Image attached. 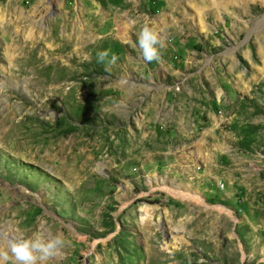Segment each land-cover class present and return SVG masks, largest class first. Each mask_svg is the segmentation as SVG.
I'll use <instances>...</instances> for the list:
<instances>
[{"label":"rangeland","instance_id":"obj_1","mask_svg":"<svg viewBox=\"0 0 264 264\" xmlns=\"http://www.w3.org/2000/svg\"><path fill=\"white\" fill-rule=\"evenodd\" d=\"M61 232L49 264H264V0H0V245Z\"/></svg>","mask_w":264,"mask_h":264},{"label":"clouds","instance_id":"obj_2","mask_svg":"<svg viewBox=\"0 0 264 264\" xmlns=\"http://www.w3.org/2000/svg\"><path fill=\"white\" fill-rule=\"evenodd\" d=\"M138 46L146 63L162 59L164 42L152 25L144 23L141 26ZM96 58L98 63L108 65H115L119 59L108 49L98 51ZM70 243L62 232L54 236L37 233L33 237H10L0 245V264H49L53 258L62 255L63 249Z\"/></svg>","mask_w":264,"mask_h":264},{"label":"bare ground","instance_id":"obj_3","mask_svg":"<svg viewBox=\"0 0 264 264\" xmlns=\"http://www.w3.org/2000/svg\"><path fill=\"white\" fill-rule=\"evenodd\" d=\"M21 71V70H20ZM23 71V70H22ZM18 72V71H17ZM20 73V72H19ZM22 75V74H21ZM20 77V76H19Z\"/></svg>","mask_w":264,"mask_h":264}]
</instances>
